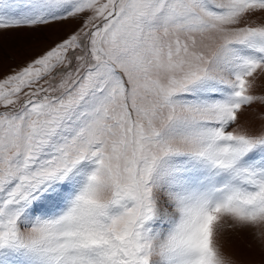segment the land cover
<instances>
[{
	"label": "snow or ice",
	"instance_id": "1",
	"mask_svg": "<svg viewBox=\"0 0 264 264\" xmlns=\"http://www.w3.org/2000/svg\"><path fill=\"white\" fill-rule=\"evenodd\" d=\"M0 73V264H264V0H0Z\"/></svg>",
	"mask_w": 264,
	"mask_h": 264
},
{
	"label": "rangeland",
	"instance_id": "2",
	"mask_svg": "<svg viewBox=\"0 0 264 264\" xmlns=\"http://www.w3.org/2000/svg\"><path fill=\"white\" fill-rule=\"evenodd\" d=\"M74 26V23L54 25L50 31L56 33L57 37H62L72 31ZM20 35H22V33H5V46L13 44ZM10 66L11 65L6 66L3 71L7 72ZM2 74L3 73H0V75ZM252 231L251 229L230 231L226 232L223 238L225 251L234 256L237 260L242 261L243 264H261L260 249L253 240Z\"/></svg>",
	"mask_w": 264,
	"mask_h": 264
}]
</instances>
